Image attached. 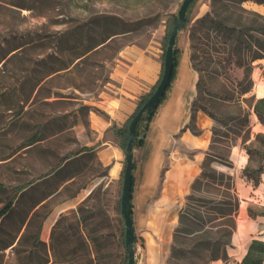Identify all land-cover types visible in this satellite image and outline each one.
<instances>
[{
    "label": "rangeland",
    "instance_id": "1",
    "mask_svg": "<svg viewBox=\"0 0 264 264\" xmlns=\"http://www.w3.org/2000/svg\"><path fill=\"white\" fill-rule=\"evenodd\" d=\"M181 1L0 0V207L9 198L14 203L0 221V264H127L120 210L123 171L116 181L105 177L107 166L97 156L101 138L91 125V113L106 115L97 99L104 84L115 81L111 71L125 45L146 48L162 67ZM211 1L191 2L177 38L178 44H188L190 58L194 53L196 90L182 128L188 133L172 136L160 180L171 163L200 156L197 172L182 194L176 219L175 205H165L162 237L159 229H141L145 236L137 231L135 264H209L216 259L236 264L253 238L264 240V123L253 107L260 96L256 83L264 80V57L252 60L245 75L247 63L228 64L223 59L227 52L191 46L190 29ZM241 4L264 16V2ZM237 12L244 23L252 18L263 22L253 12ZM198 112L208 123L198 121ZM203 125L206 140L192 143ZM110 128L102 139L114 137L120 143ZM138 146L133 145L135 167ZM234 147L244 160L232 154ZM203 168L207 175L195 182ZM221 171L231 178L220 177ZM98 176L104 177L90 193L66 203L49 233L43 232L45 217L65 200L76 199ZM19 184L27 185L15 193ZM236 202L231 216L222 213ZM241 219L242 248L236 250L234 234L240 232ZM224 247V257H211Z\"/></svg>",
    "mask_w": 264,
    "mask_h": 264
},
{
    "label": "crops",
    "instance_id": "2",
    "mask_svg": "<svg viewBox=\"0 0 264 264\" xmlns=\"http://www.w3.org/2000/svg\"><path fill=\"white\" fill-rule=\"evenodd\" d=\"M176 45L180 50L175 76L148 124L143 144L139 145L137 150L138 163L135 167L131 192V215L135 239L138 230L140 235L145 236L141 229L147 231L148 228L159 229L160 237L163 236L164 223L168 219L164 207L165 205L171 207L175 205V219L179 216L182 194L188 189L191 179L195 176L197 172L195 165L200 158V156H196L188 158V161H184V163H171L164 169V179L160 180L161 169L165 162V149L169 146L172 136L179 131H181L179 137L188 133L182 128L189 119L191 101L196 90L197 74L191 64L189 46L187 43L178 44V42ZM161 68V60L148 53L146 48L135 43L127 44L121 48L119 61L111 71L115 81H108L100 91L99 95L101 96L97 101L104 107L106 115L92 111L91 125L95 129L96 135L101 138L100 143L97 144V156L107 166L105 177L108 179L115 181L119 179L120 173L124 169L121 155L124 150L121 143L116 142L114 137L107 140L102 137L111 126L110 130L116 134L115 128L128 120L137 106L140 95L155 86ZM197 116L198 121L201 119V122L204 123L203 120L206 118L199 112ZM253 126L258 128L259 124L255 123ZM206 137V127L203 125L201 133L193 134L191 142L206 140ZM70 156L68 154L64 159ZM103 177L98 176L91 185L78 191L76 199H67L59 205V208L55 209L58 210L52 224L66 203L70 205L85 197ZM170 177H174V180H170ZM171 194H175V196L173 200H168ZM54 211L45 217L43 223L42 230L47 234L49 231L46 232L44 224Z\"/></svg>",
    "mask_w": 264,
    "mask_h": 264
},
{
    "label": "trees",
    "instance_id": "3",
    "mask_svg": "<svg viewBox=\"0 0 264 264\" xmlns=\"http://www.w3.org/2000/svg\"><path fill=\"white\" fill-rule=\"evenodd\" d=\"M242 1L244 0H212L210 3L211 8L195 19V22L190 29V39H191L192 47L196 46L198 43L199 47H201L203 51H207V47H211L212 49L218 52L219 51L227 52V55L223 56V59H225L228 64L231 62H234L237 65H242L244 63H247L245 65V75H246L251 61L256 58L264 57V16L244 7L241 4ZM255 1L264 2V0H255ZM190 5L191 3L189 4V6ZM188 8L186 11L187 16H188ZM239 10L253 12L257 17L262 18L263 22L256 23L255 22L256 19L252 18L253 21L251 23L249 24L244 23L241 20V14L239 12L236 13V11ZM251 29L254 30L257 34L254 35V33L249 31ZM253 44L256 45V48L254 49L252 48ZM179 50H180L179 47L175 44L173 48L174 63L171 71L170 83L173 80L176 73V67L179 59ZM247 50H250L251 52L246 53ZM244 53L245 55H247L246 58H243ZM191 58H194V53L191 54ZM217 61H221V59H218ZM262 74L264 76V66L262 67ZM170 83L168 84L166 90L169 88ZM151 92L152 90L142 96L141 101L137 104L135 110L128 118V121ZM165 94L166 91L163 94L160 102L165 97ZM253 107L258 118L264 123V95L256 98ZM156 108L150 113L149 116L147 117L142 116L137 122L135 126V139L133 141L134 145L143 144L145 132L148 128V124L153 114L156 111ZM127 124L128 122L115 128V132L120 137V143L124 147V149H125L126 141L128 139ZM258 134L259 133H257V135ZM134 168H135V162L133 164L131 192L134 184ZM225 174L228 178H231V175L229 173H225L223 171L220 172V177H222ZM206 175H207L206 170H204L203 168L202 172L195 178V182L204 179ZM27 184L17 185L15 187V193L22 190ZM0 186L3 187L4 184L0 182ZM13 206H14L13 198H9L2 204V206L0 207V221L1 218L6 216L13 209ZM236 208H237V202L229 203V206L226 207V210H223L222 213L231 216V214L233 213L234 210H236ZM34 213L36 212L34 211L33 214ZM188 214L191 217H195V215L193 214L191 215L190 212H188ZM199 223L200 224L204 223V219L199 220ZM232 227L233 224H229V229L227 230L228 234L231 232ZM37 232H39V228ZM35 237L36 239H39L38 233L35 234ZM212 241L213 240L211 239L205 240L206 243H211ZM214 242L217 241L214 240ZM226 242H228L227 238L224 241V243ZM225 250H226L225 247L222 248L221 250L218 249L212 254L211 257H218V256L224 257L226 253ZM263 259H264V240L253 238L248 244L245 253L241 257V259L236 262V264H264Z\"/></svg>",
    "mask_w": 264,
    "mask_h": 264
},
{
    "label": "water",
    "instance_id": "4",
    "mask_svg": "<svg viewBox=\"0 0 264 264\" xmlns=\"http://www.w3.org/2000/svg\"><path fill=\"white\" fill-rule=\"evenodd\" d=\"M193 0H182L178 11L177 18L170 30L167 38V43L164 51V57L162 61L161 75L155 84L154 89L139 106L133 116L130 118L128 128V139L125 144V165L123 169L121 193H120V208L124 221V235L125 245L127 249V264H135L134 256V241L135 232L133 219L131 215V185L133 175V164H134V152H133V141L135 139V126L142 116H149L150 113L157 107L163 94L166 91L168 84L170 83L171 71L173 68V48L177 42L179 31L186 24L187 15L186 11L189 4Z\"/></svg>",
    "mask_w": 264,
    "mask_h": 264
},
{
    "label": "bare ground",
    "instance_id": "5",
    "mask_svg": "<svg viewBox=\"0 0 264 264\" xmlns=\"http://www.w3.org/2000/svg\"><path fill=\"white\" fill-rule=\"evenodd\" d=\"M256 91H257V93L259 95L264 94V80L262 79V77L260 79H258V81L256 83ZM208 121H209L208 118H206V119L203 120L204 123H208ZM232 154H234L235 157L238 158V159H240V160H242V159L244 160L245 159V155L240 154L239 151H237L236 147L233 148ZM57 210H55L54 213L50 217H48L47 220L45 221L44 228H45L46 232L49 231L50 226H51V224H52V222L54 220V217L56 215ZM242 225H244V220L243 219H241L239 221V230H240V232L234 234V240L238 244V247H237L236 250H239V249L242 248V246L240 245V241H239V238L242 236V228H241ZM250 225L253 226V227H255L257 225V223L255 221H251L250 222ZM244 249L245 248L243 247V250ZM209 264H227V263H224L221 260L216 259V260L211 261Z\"/></svg>",
    "mask_w": 264,
    "mask_h": 264
}]
</instances>
